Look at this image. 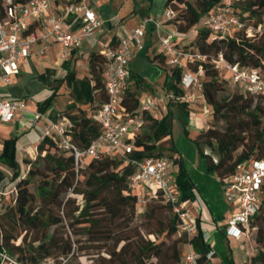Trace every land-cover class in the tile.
Instances as JSON below:
<instances>
[{
  "label": "trees",
  "instance_id": "1",
  "mask_svg": "<svg viewBox=\"0 0 264 264\" xmlns=\"http://www.w3.org/2000/svg\"><path fill=\"white\" fill-rule=\"evenodd\" d=\"M178 4L183 7L178 9ZM166 5L177 12L176 18L171 20L177 30L187 33L200 23L203 16L220 7L221 0H166ZM232 8L242 20H247L246 24H249L247 22L252 17L256 20L251 25L264 23V0H235ZM2 15L0 5V17ZM211 37L210 29L198 26L194 40L185 43L183 48L206 55V61L188 63L187 67L195 70L200 63L204 69L202 93L204 101L210 106L213 121L211 125L199 130L192 141L198 150L201 142L218 144L222 159L217 165L212 163L209 170L214 171L222 182L239 165L248 168L251 159L264 157V101L261 96L242 92L234 84L236 91L224 94L223 81H230L213 67L211 60L222 54L226 61L237 63L243 68H256L264 75V33L249 37L243 30L231 29L222 37ZM117 44H114V39L109 43L112 47ZM154 59L165 63L166 57L159 52L154 55ZM64 66L67 69L64 79L72 95L60 116L71 123L70 134L74 143L84 148L102 132L93 114L106 100L103 75L106 57L102 50L90 52L88 74L81 78L76 77L69 62H65ZM163 68L168 70L164 87L180 95L183 68H170L166 63ZM129 78L134 80V89L127 86L123 88L121 105L125 115L133 116L140 112L142 92L139 89L143 84L142 78L134 72H130ZM52 89L51 94L38 103V111L44 113L51 106L57 94L56 87ZM174 105L180 111L182 129L187 134V102L170 99L166 113L159 116L143 113L145 123L134 134L133 150L128 158L108 155L91 158L78 170L72 152L60 150L54 140L43 135L37 144L35 159L26 160L29 168L22 174L16 159L18 137L14 135L4 139L0 163L10 170L9 179L15 182L16 195L14 203L0 214V250L6 251L22 264H42L56 255L76 257L82 251L94 255L92 264H184L186 250L181 254L177 247L180 243L185 248L191 245L198 254L197 264H211L207 257L210 247L204 241L201 230L198 228V232L191 237L180 234L179 219L170 205L160 199H149L144 211L148 221H156L161 225L158 230L148 232L155 235L154 239L145 238L132 225L137 210L136 196L128 190L129 177L135 172V166L130 160L161 156L156 149V142L161 137H167L170 141L168 157L172 165L176 166V169H171V177L179 190L180 200L194 198L195 183L189 176L183 155L172 139ZM36 175L43 177L37 188L42 201L40 205L35 204V195L29 189ZM3 177L0 171V181ZM69 192L82 194L84 201L81 206L77 204L73 210L69 209V205L75 202ZM259 195V209L251 221L250 237L257 247V253L250 257L252 264H264V184ZM164 212L165 219L162 218ZM64 218L80 244L76 251L72 249L69 237L64 240L56 230H51V227L62 223ZM75 226H79L80 230H75ZM23 232L25 234L21 242L15 244L14 240ZM29 235L31 238L27 240ZM160 235L174 237L169 256V248L163 246V241L158 242ZM82 238L87 247L81 246ZM152 258H155V262L150 261ZM228 264H233L231 259Z\"/></svg>",
  "mask_w": 264,
  "mask_h": 264
},
{
  "label": "built area",
  "instance_id": "2",
  "mask_svg": "<svg viewBox=\"0 0 264 264\" xmlns=\"http://www.w3.org/2000/svg\"><path fill=\"white\" fill-rule=\"evenodd\" d=\"M53 0H0L3 15L0 17V84L9 83L12 77L19 73V63L31 55L33 44L42 42L39 54H44L53 42L63 46L62 59H66L70 50L81 48L87 38L94 37L96 44L102 49L106 57L104 69V89L106 100L93 114L94 119L101 126V134L84 148L79 147L72 140L70 134L71 123L65 117L58 121H49L43 127V135L49 136L57 143L60 150L71 151L76 170L83 167L91 158L100 156H117L128 158L133 150L134 134L144 125L143 113H155L156 110L167 111V102L176 99L195 104L197 90L203 98L204 69L199 63L195 70L187 67L188 63L206 61V55L193 52L175 44L180 34L195 38L198 26L212 31V39L222 37L231 29L243 30L249 37L260 32V25L246 24L233 10L235 0H221L216 10L207 13L197 26L190 28L187 33H180L176 26L173 30L163 32L162 22L152 17L142 19L124 37L120 38L117 46L112 47L100 38L96 32L102 26V20L95 11L87 5V0H69L65 2L59 12L52 6ZM74 14H79L82 29L71 32L65 28L66 20ZM163 15L165 20H173L177 12L171 6H166ZM150 26L159 40L160 51L165 54L168 67L182 69L180 87L182 93L175 95L169 91L164 95L143 97L140 99V112L133 116L124 114L121 105L123 86L129 77V61L135 51L145 48V35ZM213 67L242 92L249 95L261 96L264 101V75L253 67H241L237 63L226 61L222 54L211 60ZM204 100V98H203ZM205 102V101H204ZM31 112V125H35L44 114L38 110H29L27 103L21 98H4L0 96V122H13L17 115L24 118V114ZM135 172L129 177L128 190L136 196L137 214L143 213L149 199H160L169 204L173 213L179 219V233L191 237L198 232V226L190 217L187 202L181 201L179 190L171 177L172 162L168 156L146 157L131 159ZM248 168L237 167V170L222 182L225 200L231 205L232 213L227 219L225 231L233 237L242 236L247 240L246 253L249 257L257 253V247L251 240V221L259 209L262 184H264V157L251 159ZM29 168V165L26 169ZM196 192L194 191V196ZM199 206L203 203L199 196H195ZM203 238L208 236L203 234ZM183 256L184 264H197L198 254L187 245ZM210 250L207 257L212 255ZM0 264H22L6 251L0 250Z\"/></svg>",
  "mask_w": 264,
  "mask_h": 264
},
{
  "label": "crops",
  "instance_id": "3",
  "mask_svg": "<svg viewBox=\"0 0 264 264\" xmlns=\"http://www.w3.org/2000/svg\"><path fill=\"white\" fill-rule=\"evenodd\" d=\"M67 1L69 0H53V10L59 12L61 6ZM86 3L102 20V26L96 32L95 37L104 40L108 44L112 39H114V44L119 43L120 38L124 37L146 17L160 20L163 32L171 31L175 27L171 20H165L164 18L163 11L167 6L166 0H151V4L149 0H87ZM82 26L79 14L71 15L65 22V28L71 32H79ZM190 38L192 37L180 34L176 38L175 44L183 46L189 42ZM144 40L145 48L141 51H135L130 58L129 77L130 72H134L136 76L142 78V84L147 89L142 91L141 98L164 95L169 92L163 85L168 70L163 68L165 63H161L157 59L152 60L155 54L161 52L159 40L153 26L148 28ZM41 47V41L33 44L31 55L19 63V73L14 75L9 83L0 84L1 97L24 99L29 110H37L38 103L51 94L52 88L56 87L57 89V94L52 99L51 106L45 110L44 117L38 120L35 125H31L32 118L27 119V114L31 115V112L25 113L24 118L17 115L13 122H0V152L4 139L14 135L17 136L16 159L21 168L29 165L26 160L35 159L37 155L36 147L43 136L44 125L49 121H58L64 118L60 116V112L65 109L70 99V95L66 93L68 86L64 79L67 73L64 66L65 62H69L71 69L75 71L76 77L81 78L88 74V55L90 52L102 50L96 44L94 37L87 38L81 48L70 50L66 59L61 57L63 46L58 42H53L44 54L38 52ZM129 77L123 88L131 82ZM132 81L134 80L132 79ZM151 88L157 90L158 93L149 91ZM194 94L197 98L195 104L187 103L189 122L186 128L195 130L193 132L187 131V136L181 131L184 135L183 143L182 145L178 144L177 141L175 143L184 157L189 174L199 172V175L193 181L195 183V196H199L203 207L199 206L194 196L193 199L187 202L190 217L195 220L202 234L208 236L204 241L213 252L210 257L211 264H228L230 259L233 264H252L251 258L246 253L247 240L242 236H230L225 231L226 222L232 213V208L224 198L221 182L215 172L209 170L210 165L213 163L212 159L210 156L202 154L201 150H198L197 145L192 141L199 131H196V129L201 125V119L195 111L197 103L202 104L201 110L207 109L206 103L199 92L194 90ZM60 95L61 99L56 101L60 98ZM179 112L178 107H175L173 117L179 118ZM153 114L159 116L162 115V112L156 110ZM187 154L192 156L190 162L186 159ZM0 169L9 170L2 163H0ZM209 173H211L210 176Z\"/></svg>",
  "mask_w": 264,
  "mask_h": 264
},
{
  "label": "rangeland",
  "instance_id": "4",
  "mask_svg": "<svg viewBox=\"0 0 264 264\" xmlns=\"http://www.w3.org/2000/svg\"><path fill=\"white\" fill-rule=\"evenodd\" d=\"M191 1H193V0H191ZM176 7L178 9H181L183 7V5L182 4H178V5H176ZM255 20H256V18L252 17L251 19H249V21L247 23L254 24ZM245 21H247V20H245ZM258 25H260V33H264V23H261V24H258ZM191 40H194V39L190 38L189 41H191ZM87 71H88V68H87ZM130 81L131 82L127 84V88L134 89V85H133L132 79H130ZM223 88H224V91H223L224 94H231V93L236 91L235 86L233 84H231L230 82H227V81H223ZM144 89H147V88L142 85L139 90H140V92H142ZM66 90H68L66 93H68L71 96L72 92H71L70 87H68ZM149 91H151L153 93H158L157 90L152 89V88ZM60 99H61V95H60V98H58L56 101H59ZM201 106H202L201 103H197V107L195 109V111H197V116L200 117V119H201V122H200L201 125L196 129V131L206 128L208 125H211V123L213 121V116L211 114L210 106L206 103V106H207L206 110H201L200 109ZM175 107L176 106L174 105L173 109ZM31 118H32V114L31 115L27 114V119H31ZM172 122H173L172 137H173L175 143L177 141L178 144L182 145L183 139H184L183 136L184 135L187 136V134H185L183 132V129H182V126H181V120L179 118H177V117H174ZM194 130L195 129L187 128L188 132H190V131L193 132ZM181 131L183 132L184 135H182ZM169 144H170V141L168 140L167 137H161L156 142V149L158 150V152L161 155L169 156L170 155V151L168 150ZM186 157H187L186 159L190 162L192 156L191 155L189 156L187 154ZM185 164H186V162H185ZM189 165H190V163H189ZM26 167L27 166H23L21 168V173L22 174L25 172ZM173 167H175V169H176V166L172 165L171 166L172 170H173ZM0 171L3 172V174H4V177L0 181V214H1L7 206H9V205L14 203V198H15V195H16V188H15V182L10 181V179H9V176H10L11 172L9 170L8 171L7 170L4 171L2 169H0ZM192 173L193 174H189V176L191 177L192 180L199 175L198 171L197 172H192ZM210 175H211V173H209V176ZM42 178L43 177L39 176V175L34 176L32 178V181H31L30 185H29L30 191H32L34 193V195H35V198H36L35 199V204L36 205H40L42 203L41 199L39 198L38 192H37L38 185L42 183V180H43ZM69 195L72 196V198H74V200H75L74 204H70L69 205V209L70 210H73V208L77 204L81 206V204L84 201L82 194H76V193L69 192ZM62 209H63V207L61 208V214L63 216ZM162 218L163 219L166 218L165 212L162 215ZM132 225L136 226L138 228V230L140 231V233L142 234V236H144L147 239H154L155 235L152 234V233L148 234V232L149 231H153V230H158L160 228V226H161L160 223H158L156 221H148V219L144 215V212L140 213V214H137V213L135 214L133 222H132ZM74 228L77 231L80 230L79 226H75ZM51 230H56L58 236L62 237L64 240L67 237H69L70 240H71V243H72V249L74 251L77 250L78 245H80V244L76 241V238L72 234V229L67 224V220L65 218H64L62 223L58 224L57 226L51 227ZM16 231H18V230H16ZM24 234H25L24 232L21 233L14 240L15 244H19L21 242V239L24 236ZM0 237H1V233H0ZM30 238H31L30 235L27 236V240H29ZM173 239H174V237L167 238L164 235H160V237L158 238V242L163 241L164 242L163 246L165 248L166 247L169 248L167 250L168 256L171 255V252H172L171 247L173 246L172 245ZM81 244H82L81 246H83V247H87L88 246L87 243H84L83 238H82V243ZM177 247H179V249L181 251V254L183 253V251L186 250V248L183 245H181L180 243L177 244ZM102 254L107 257L106 253L102 252ZM93 257H94L93 254H89V253H86L85 251H82L81 255H78L76 257H74V256H72V257L71 256L62 257L60 255H56L52 259H47V260L43 261L42 264H92ZM169 259L171 261V258H169ZM150 261L155 262V258H152ZM170 261H168V262H170ZM98 264H101V263L99 262ZM174 264H181V263L178 262V263H174Z\"/></svg>",
  "mask_w": 264,
  "mask_h": 264
},
{
  "label": "water",
  "instance_id": "5",
  "mask_svg": "<svg viewBox=\"0 0 264 264\" xmlns=\"http://www.w3.org/2000/svg\"><path fill=\"white\" fill-rule=\"evenodd\" d=\"M199 148L202 154L211 157L214 165H217L221 161L222 159L221 152L216 142H212L211 145H209L206 142H201L199 143Z\"/></svg>",
  "mask_w": 264,
  "mask_h": 264
}]
</instances>
